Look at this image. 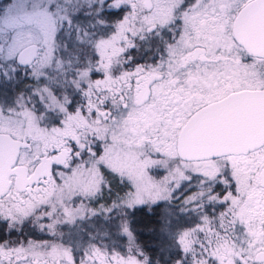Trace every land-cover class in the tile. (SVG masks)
<instances>
[{
	"label": "snow or ice",
	"instance_id": "obj_1",
	"mask_svg": "<svg viewBox=\"0 0 264 264\" xmlns=\"http://www.w3.org/2000/svg\"><path fill=\"white\" fill-rule=\"evenodd\" d=\"M0 264H264V0H0Z\"/></svg>",
	"mask_w": 264,
	"mask_h": 264
},
{
	"label": "trees",
	"instance_id": "obj_2",
	"mask_svg": "<svg viewBox=\"0 0 264 264\" xmlns=\"http://www.w3.org/2000/svg\"><path fill=\"white\" fill-rule=\"evenodd\" d=\"M146 239V238H145Z\"/></svg>",
	"mask_w": 264,
	"mask_h": 264
}]
</instances>
